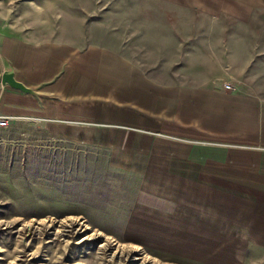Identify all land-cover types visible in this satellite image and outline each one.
<instances>
[{
    "label": "crops",
    "instance_id": "crops-1",
    "mask_svg": "<svg viewBox=\"0 0 264 264\" xmlns=\"http://www.w3.org/2000/svg\"><path fill=\"white\" fill-rule=\"evenodd\" d=\"M219 1L212 14L187 0H121L120 25L104 29L114 42L82 39L63 18L46 36L0 19V128L33 125L137 178L128 240L185 227L188 242L264 241V25L245 21L264 17V0H226L232 11Z\"/></svg>",
    "mask_w": 264,
    "mask_h": 264
},
{
    "label": "rangeland",
    "instance_id": "rangeland-1",
    "mask_svg": "<svg viewBox=\"0 0 264 264\" xmlns=\"http://www.w3.org/2000/svg\"><path fill=\"white\" fill-rule=\"evenodd\" d=\"M187 2L212 14L220 4ZM104 9L116 15L100 16ZM120 10L121 0H0V19L18 32L46 36L63 18L96 41L119 39L104 29L120 25ZM250 20L264 25V17ZM137 189L138 179L111 167L104 151L63 145L24 122L0 128V264H264V241L188 242L185 227L164 241L128 240Z\"/></svg>",
    "mask_w": 264,
    "mask_h": 264
},
{
    "label": "water",
    "instance_id": "water-1",
    "mask_svg": "<svg viewBox=\"0 0 264 264\" xmlns=\"http://www.w3.org/2000/svg\"><path fill=\"white\" fill-rule=\"evenodd\" d=\"M1 82L2 83L6 82L11 87L17 88V89H19V90H21L23 92H31L29 89L25 88L20 83L14 81V79L12 78V74L11 73L3 72L1 74Z\"/></svg>",
    "mask_w": 264,
    "mask_h": 264
},
{
    "label": "built area",
    "instance_id": "built-area-1",
    "mask_svg": "<svg viewBox=\"0 0 264 264\" xmlns=\"http://www.w3.org/2000/svg\"><path fill=\"white\" fill-rule=\"evenodd\" d=\"M224 88H228L227 85H224ZM7 119L5 117L0 116V127H5L7 125Z\"/></svg>",
    "mask_w": 264,
    "mask_h": 264
}]
</instances>
